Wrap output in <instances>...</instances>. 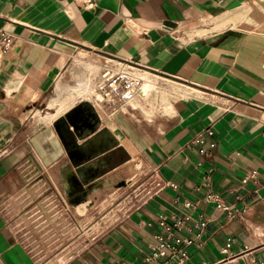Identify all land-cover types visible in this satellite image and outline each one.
Instances as JSON below:
<instances>
[{"label": "crops", "instance_id": "1", "mask_svg": "<svg viewBox=\"0 0 264 264\" xmlns=\"http://www.w3.org/2000/svg\"><path fill=\"white\" fill-rule=\"evenodd\" d=\"M86 1L0 0V264H264V0ZM82 52L167 79V112L94 98L76 129Z\"/></svg>", "mask_w": 264, "mask_h": 264}, {"label": "rangeland", "instance_id": "2", "mask_svg": "<svg viewBox=\"0 0 264 264\" xmlns=\"http://www.w3.org/2000/svg\"><path fill=\"white\" fill-rule=\"evenodd\" d=\"M110 65H118L120 66L121 63H118L112 59H109L105 56H99L92 52H82L81 54L73 57L71 62V69L70 73H68L67 78L64 80L63 84L60 87H57L54 90L59 96L66 95L68 92L73 91L75 88L78 87L80 83L90 82L94 85V87L86 89L89 95V99H83V103H85L89 108L94 109L95 102H94V94L95 90L100 95L98 96V101L102 106V103L105 102L103 97V93L98 89V82L100 81L101 73L106 66ZM132 73L140 79V82H146L147 88L145 90H140V85L138 84L137 92L139 93L146 92L149 89V92L146 96L140 97V104L139 107L143 109L149 115H153L154 113L158 112L160 107H164V113L167 112L166 107L170 105V95L165 87L169 81L165 78L158 77L152 73L144 72L146 74L138 75L134 70H131ZM134 97V101L138 98V93ZM108 98L109 103H116L118 108L124 105V103H120L115 99ZM106 103V102H105ZM108 103V102H107ZM136 103V102H135ZM143 106H146L145 108ZM125 107V106H123ZM150 117V116H148ZM145 191H140L138 195L134 197V201H138L145 195Z\"/></svg>", "mask_w": 264, "mask_h": 264}, {"label": "built area", "instance_id": "3", "mask_svg": "<svg viewBox=\"0 0 264 264\" xmlns=\"http://www.w3.org/2000/svg\"><path fill=\"white\" fill-rule=\"evenodd\" d=\"M86 3L88 5H93L91 0H87ZM11 43V38L8 35L0 34V45L3 47H7ZM139 79L127 68L118 65H110L106 66L100 77V81L97 86L98 89L103 93V97L105 102H109L108 98L115 99L120 103H127L132 100L137 92ZM110 100V101H111ZM206 132L208 134H212V129H207ZM199 140L202 141L201 137ZM251 178L253 180L257 179V174L255 171L249 173L248 176L242 179V182L245 183L248 179ZM207 200L215 203L216 207L224 212H226L230 217L234 216L231 208L223 203L216 194L209 193L207 195ZM161 225L165 227L166 230H170L171 228L179 229L183 225V220H177L172 227L165 223L164 220L160 222ZM205 226V221H201L198 223L197 227L202 230ZM229 244H226V247ZM226 251V248L224 249ZM159 254H163L164 250L160 249L158 251ZM186 258L185 252H180V261H183ZM209 264V263H203Z\"/></svg>", "mask_w": 264, "mask_h": 264}, {"label": "flooded vegetation", "instance_id": "4", "mask_svg": "<svg viewBox=\"0 0 264 264\" xmlns=\"http://www.w3.org/2000/svg\"><path fill=\"white\" fill-rule=\"evenodd\" d=\"M93 117L91 109L86 104L79 105L72 113V123L76 129L82 127H93L94 122L89 118Z\"/></svg>", "mask_w": 264, "mask_h": 264}, {"label": "bare ground", "instance_id": "5", "mask_svg": "<svg viewBox=\"0 0 264 264\" xmlns=\"http://www.w3.org/2000/svg\"><path fill=\"white\" fill-rule=\"evenodd\" d=\"M139 79V78H138ZM139 85H140V90L142 91V90H145L146 88H147V83L144 81V82H140V79H139V83H138ZM94 94V96H95V99H97L98 100V96L97 95H100L98 92H96V90H95V93H93Z\"/></svg>", "mask_w": 264, "mask_h": 264}, {"label": "water", "instance_id": "6", "mask_svg": "<svg viewBox=\"0 0 264 264\" xmlns=\"http://www.w3.org/2000/svg\"><path fill=\"white\" fill-rule=\"evenodd\" d=\"M78 184L80 185L79 186V196H78V198H81V196H83L84 195V193H85V190L84 189H82V183L81 182H78ZM89 187H91V185H87V188H89Z\"/></svg>", "mask_w": 264, "mask_h": 264}]
</instances>
